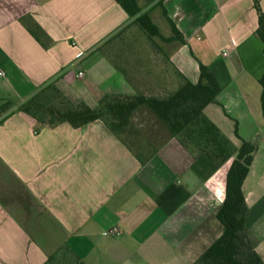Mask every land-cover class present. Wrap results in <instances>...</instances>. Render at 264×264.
<instances>
[{"label": "crops", "instance_id": "0c3cea01", "mask_svg": "<svg viewBox=\"0 0 264 264\" xmlns=\"http://www.w3.org/2000/svg\"><path fill=\"white\" fill-rule=\"evenodd\" d=\"M136 1L169 38L164 9L184 43L149 38L116 0H0V104L48 82L91 108L106 94L160 99L208 66L221 91L204 113L235 147L240 138L256 146L242 190L264 262V44L254 7L264 13V0ZM146 113L131 116L125 142L101 120L49 126L13 112L0 122V264H44L64 246L85 264H192L221 236L233 158L202 175Z\"/></svg>", "mask_w": 264, "mask_h": 264}, {"label": "trees", "instance_id": "16d2710c", "mask_svg": "<svg viewBox=\"0 0 264 264\" xmlns=\"http://www.w3.org/2000/svg\"><path fill=\"white\" fill-rule=\"evenodd\" d=\"M116 1L130 17L136 16L135 22L149 38L158 37L163 41L177 40L184 43L183 35L164 9L163 15L172 31L169 38L160 33L149 13L142 12L136 0ZM254 7L258 14L255 34L264 44V13L257 1ZM199 72L196 83L184 79L176 91L160 99L143 95L106 94L95 108H91L82 101L71 102L54 82H48L40 86L23 102L14 104L7 101L0 104V109L7 111L13 107L10 114L23 112L37 122L49 126L67 122L78 128L101 120L124 141L122 136L134 112L142 106L149 108L169 134L178 137L194 155V168L198 169L202 175L211 174L224 162L233 158L227 172L225 198L217 213V219L224 227L223 233L192 264H264L255 250V239L248 230L249 210L242 190L256 146L240 138V146L235 147L206 116L204 108L216 102L221 87L208 66L199 64ZM259 83L261 85L260 103L264 117V72ZM2 121L3 119L0 120ZM44 264L85 263L67 246H64L50 255Z\"/></svg>", "mask_w": 264, "mask_h": 264}, {"label": "rangeland", "instance_id": "374dc122", "mask_svg": "<svg viewBox=\"0 0 264 264\" xmlns=\"http://www.w3.org/2000/svg\"><path fill=\"white\" fill-rule=\"evenodd\" d=\"M146 1V0H145ZM145 2L144 1H141V4H144ZM161 24V23H160ZM161 31H163L162 29H161ZM156 38V41L158 42V43H160V44H163L164 43V41H163V39H160V38H158V37H155ZM65 96V95H64ZM70 100V99H69ZM71 101V100H70ZM72 102V101H71ZM73 103H75V102H73ZM13 110V107H10L7 111H3V110H1L0 109V120H4L8 115H10V112ZM12 114V113H11ZM144 116H145V118H147L149 121H152V122H155V121H157V122H159V123H161V121L155 116V115H153V114H144ZM162 124V123H161ZM166 130V129H165ZM159 131V134H162V136H161V138L163 139L164 138V135L163 134H165L166 135V133H164V126H163V124H162V127L160 126V129L158 130ZM167 132V131H166ZM123 137L124 138H126L127 139V137L129 138V137H131L130 136V133L128 132V133H124L123 134Z\"/></svg>", "mask_w": 264, "mask_h": 264}, {"label": "built area", "instance_id": "2783aa9c", "mask_svg": "<svg viewBox=\"0 0 264 264\" xmlns=\"http://www.w3.org/2000/svg\"><path fill=\"white\" fill-rule=\"evenodd\" d=\"M4 72L3 71H0V75H3ZM79 76H83V72H79L78 73ZM107 234H112V235H117L119 233V229L117 227H114L112 229H109L107 232Z\"/></svg>", "mask_w": 264, "mask_h": 264}]
</instances>
